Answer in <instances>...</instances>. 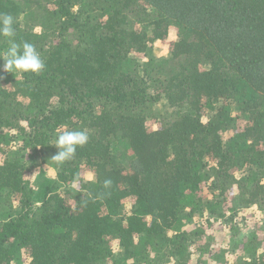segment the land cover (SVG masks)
Wrapping results in <instances>:
<instances>
[{
    "label": "trees",
    "instance_id": "trees-1",
    "mask_svg": "<svg viewBox=\"0 0 264 264\" xmlns=\"http://www.w3.org/2000/svg\"><path fill=\"white\" fill-rule=\"evenodd\" d=\"M0 13L46 65L0 59V264H264V0H0ZM84 129L57 165L58 134Z\"/></svg>",
    "mask_w": 264,
    "mask_h": 264
},
{
    "label": "clouds",
    "instance_id": "clouds-1",
    "mask_svg": "<svg viewBox=\"0 0 264 264\" xmlns=\"http://www.w3.org/2000/svg\"><path fill=\"white\" fill-rule=\"evenodd\" d=\"M14 23L12 15L0 13V36L7 38L9 44L7 50L0 56V59L4 61L3 71L39 75L46 67L45 62L34 44L27 41L17 43ZM89 139V132L86 129L60 132L54 144L58 152L52 157V160L57 165H63L65 162L72 160L77 149L85 146ZM111 183V180H105L104 182L106 187Z\"/></svg>",
    "mask_w": 264,
    "mask_h": 264
},
{
    "label": "rangeland",
    "instance_id": "rangeland-1",
    "mask_svg": "<svg viewBox=\"0 0 264 264\" xmlns=\"http://www.w3.org/2000/svg\"><path fill=\"white\" fill-rule=\"evenodd\" d=\"M168 49H169V45H168V43H166V42H162V41H159V42H157V43L155 44V47H154V54H155V56H157V57H163V56H166V55H167V51H168ZM158 108H160V106H158ZM55 175H56L55 170L50 169V170H47V171L44 172V173H40L39 175H38V173L35 174L33 178L38 177V179H40V180L54 181V179L56 178ZM127 209L129 210L128 207H127ZM248 214H249V217H251V222H249V219L246 218V219H245V223H248V222H249V223L247 224V228H250V227L252 228V227H254V222H255V220H256V219H255V216H257V219H258L259 217H262V216H261L262 213H260V212L257 210L256 207H253L251 210H249ZM240 225H241V224H240ZM229 229H230V228L225 227L224 231H222V232L219 233V235L221 234V237L223 238V240L226 241V242H224L225 245H228V244H229L230 236H233V233H231ZM225 239H226V240H225ZM119 251H120L119 248H117V249H116V252H119Z\"/></svg>",
    "mask_w": 264,
    "mask_h": 264
}]
</instances>
